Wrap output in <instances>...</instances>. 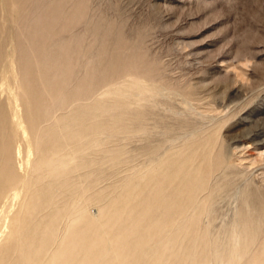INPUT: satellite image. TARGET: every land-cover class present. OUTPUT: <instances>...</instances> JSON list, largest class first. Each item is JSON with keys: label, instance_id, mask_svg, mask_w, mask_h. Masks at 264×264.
Here are the masks:
<instances>
[{"label": "bare ground", "instance_id": "1", "mask_svg": "<svg viewBox=\"0 0 264 264\" xmlns=\"http://www.w3.org/2000/svg\"><path fill=\"white\" fill-rule=\"evenodd\" d=\"M20 3L0 0V33L15 25L11 15ZM14 49L11 40L4 57L0 35V93L8 95L0 105V197L23 185L15 196L7 194L0 210V264H264V199L249 185L235 191L239 206L216 227L215 199L238 175L230 178L231 163L205 153L207 144L188 152L200 134L166 127L156 110L165 104L159 98L174 91L140 74L127 81L134 97L113 98L105 112L75 106L72 137L64 145L63 137L49 143L50 150L60 144L54 166L33 141L35 115L23 113L19 86L7 81L18 79ZM123 51L115 44L102 58L108 72ZM190 99L183 95L179 108L166 109L173 116L192 113ZM103 115L110 118L106 125ZM44 129L63 134L57 123ZM134 140L144 142L139 151L122 145ZM139 158L140 165L132 164ZM121 163L127 166L119 169Z\"/></svg>", "mask_w": 264, "mask_h": 264}, {"label": "rangeland", "instance_id": "2", "mask_svg": "<svg viewBox=\"0 0 264 264\" xmlns=\"http://www.w3.org/2000/svg\"><path fill=\"white\" fill-rule=\"evenodd\" d=\"M11 19L15 25L0 33L1 51L5 57L13 41L18 79L7 81L19 86L23 113L35 115L32 138L44 159L54 166L59 160L60 144L50 150L49 143L63 137L64 145L72 137L69 117L75 106L105 112L113 98L134 97L127 81L141 74L175 92L160 97L165 107L156 111L166 127L185 126L200 134L188 152L207 144L205 153L229 161L230 178L238 175L234 187L215 199L216 227L239 206L235 191L249 185L264 199V0H21ZM115 44L127 54L108 72L101 62ZM183 95L191 98L192 113L170 115L166 107L179 108ZM7 100L0 93V105ZM99 119L106 125L110 118ZM54 123L60 137L45 132ZM143 144L122 145L135 152ZM0 162H5L2 155ZM22 189L16 184L4 190L0 210L7 194ZM88 210L95 214L98 205Z\"/></svg>", "mask_w": 264, "mask_h": 264}]
</instances>
